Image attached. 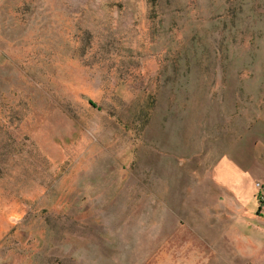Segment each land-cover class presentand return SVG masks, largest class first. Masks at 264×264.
I'll return each instance as SVG.
<instances>
[{
	"label": "rangeland",
	"instance_id": "obj_1",
	"mask_svg": "<svg viewBox=\"0 0 264 264\" xmlns=\"http://www.w3.org/2000/svg\"><path fill=\"white\" fill-rule=\"evenodd\" d=\"M0 264H264V0H0Z\"/></svg>",
	"mask_w": 264,
	"mask_h": 264
},
{
	"label": "crops",
	"instance_id": "obj_2",
	"mask_svg": "<svg viewBox=\"0 0 264 264\" xmlns=\"http://www.w3.org/2000/svg\"><path fill=\"white\" fill-rule=\"evenodd\" d=\"M252 154L253 150L248 149L246 145L240 149H233L232 147L224 157L227 156L231 162L238 163L243 168V165L246 166L247 159ZM229 174H237L235 166L230 168ZM205 186L206 183L201 182L196 187L195 194L190 195L187 202L184 201V205L187 206L186 209L184 208V214H186L184 226L192 229L193 232H217V222L214 214L223 211L215 207L218 200L212 195L213 191L209 187L206 189Z\"/></svg>",
	"mask_w": 264,
	"mask_h": 264
},
{
	"label": "trees",
	"instance_id": "obj_3",
	"mask_svg": "<svg viewBox=\"0 0 264 264\" xmlns=\"http://www.w3.org/2000/svg\"><path fill=\"white\" fill-rule=\"evenodd\" d=\"M90 104H91V105H93V103H92V102H90Z\"/></svg>",
	"mask_w": 264,
	"mask_h": 264
}]
</instances>
